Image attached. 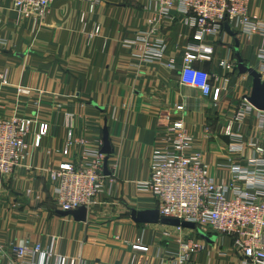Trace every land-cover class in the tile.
I'll return each instance as SVG.
<instances>
[{
    "label": "crops",
    "instance_id": "obj_1",
    "mask_svg": "<svg viewBox=\"0 0 264 264\" xmlns=\"http://www.w3.org/2000/svg\"><path fill=\"white\" fill-rule=\"evenodd\" d=\"M97 1L84 22L85 0H58L40 23L17 24L12 0H0V73L8 78L0 83V118L32 120L26 159L11 175L0 176V264L11 262L5 246L23 240L39 244L36 264H243L229 237L206 235L215 238L210 243L195 230L137 224L131 212L156 209L143 185L153 148L176 117L192 135L208 176L226 186L228 197L234 188H247L239 180L244 172L259 178L262 167L250 158H258L252 143L264 146V111L247 100L252 78L235 69V42L244 65L264 82V0L248 5L263 31H233L234 37L222 31L207 39L211 61L196 66L211 77L210 97L180 83L192 41L186 15L177 8L160 15L151 0ZM94 24L100 26L97 37L91 36ZM150 50L159 55L148 56ZM21 89L30 95H18ZM175 106L184 111L175 112ZM241 109L242 121H235ZM40 124L47 125V134L35 148ZM104 126L112 154L85 221L57 214L50 171L77 162L84 151L100 153ZM69 131L73 142L64 155ZM182 240L203 250L181 262Z\"/></svg>",
    "mask_w": 264,
    "mask_h": 264
},
{
    "label": "built area",
    "instance_id": "obj_2",
    "mask_svg": "<svg viewBox=\"0 0 264 264\" xmlns=\"http://www.w3.org/2000/svg\"><path fill=\"white\" fill-rule=\"evenodd\" d=\"M58 0H12V10L17 24L26 21L40 23L49 8ZM160 15L177 8L188 17L192 30L190 51L181 63L180 83L199 90L204 97L212 93L210 75L197 68V62H210L212 46L207 39L223 31L224 24L232 31L253 34L263 31L249 15L250 0H151ZM89 9L81 15V21L92 13L97 0H85ZM100 26L94 24L92 37H97ZM224 32V31H223ZM137 41L145 42L146 36L139 34ZM148 56L159 55L158 51H147ZM228 69L231 66H226ZM7 73H0V83H8ZM18 95L30 93L21 89ZM182 113V106H175ZM244 110L237 113L235 121H242ZM30 118H0V176L11 175L27 157L26 137L30 133ZM228 126L226 135H231ZM47 134V125L40 124L33 146L39 147L41 138ZM63 154L67 155L73 142L72 132H67ZM258 158H250L259 164V178L244 172L239 180L249 183L246 189L234 188L227 196V188L211 179L201 160V153L194 148V139L181 118H173L164 129V136L157 141L150 158V178L143 185L156 201L160 218L175 219L195 225L205 235L229 237L235 252L243 264H264V146L252 143ZM232 149V148H231ZM103 155L87 150L79 155L77 162H63L50 171L55 182L54 209L70 212L80 207L89 208L103 186ZM243 174V175H244ZM248 175V176H246ZM259 184V185H257ZM181 230V227L177 228ZM11 256L10 264H36L35 256L41 252L39 244L30 246L28 240L5 246ZM0 248H2L0 246ZM203 246L191 240L179 242V259L188 261ZM48 257L50 255L48 254Z\"/></svg>",
    "mask_w": 264,
    "mask_h": 264
},
{
    "label": "water",
    "instance_id": "obj_3",
    "mask_svg": "<svg viewBox=\"0 0 264 264\" xmlns=\"http://www.w3.org/2000/svg\"><path fill=\"white\" fill-rule=\"evenodd\" d=\"M223 31L226 32L229 36L234 37V32L229 28L228 25L224 24ZM237 47L238 42H235V51H236V70L240 74L248 73L252 78V89H251V95L249 98H247L249 104H251L253 107L260 111H264V82H262V75L249 67L245 66L241 58L239 57L237 53ZM101 155H105V159L103 161V169L104 173L107 169V162L108 157L112 154V149L110 145L109 135L106 126H104L102 130V140H101ZM107 175V174H106ZM57 214L61 216H72L74 220L84 222L87 216V208L80 207L79 209L75 211L70 212H62L57 211ZM131 219L137 223V224H162L165 226H171V227H181L183 229H190L195 230L198 234V236L210 243H213L215 241V238H208L204 233H202L200 230L196 229L195 225L188 222H179L175 219H166V218H160L158 211L151 210V211H143V212H131Z\"/></svg>",
    "mask_w": 264,
    "mask_h": 264
}]
</instances>
